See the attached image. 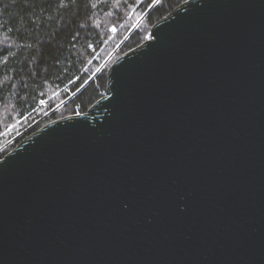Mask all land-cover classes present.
Returning a JSON list of instances; mask_svg holds the SVG:
<instances>
[{
	"label": "water",
	"instance_id": "1",
	"mask_svg": "<svg viewBox=\"0 0 264 264\" xmlns=\"http://www.w3.org/2000/svg\"><path fill=\"white\" fill-rule=\"evenodd\" d=\"M149 32L0 159V264H264V0Z\"/></svg>",
	"mask_w": 264,
	"mask_h": 264
},
{
	"label": "trees",
	"instance_id": "2",
	"mask_svg": "<svg viewBox=\"0 0 264 264\" xmlns=\"http://www.w3.org/2000/svg\"><path fill=\"white\" fill-rule=\"evenodd\" d=\"M184 1L0 0V148L85 113L112 62Z\"/></svg>",
	"mask_w": 264,
	"mask_h": 264
},
{
	"label": "rangeland",
	"instance_id": "3",
	"mask_svg": "<svg viewBox=\"0 0 264 264\" xmlns=\"http://www.w3.org/2000/svg\"><path fill=\"white\" fill-rule=\"evenodd\" d=\"M140 20H142V19L140 18ZM140 20L138 21L137 25L140 23ZM149 38H150V33H149V37H148V39H149ZM18 136H20V135H18ZM18 136H17V137H14V138L11 139L9 142H7L6 145L2 146V147L0 148V151L6 150V149H11V147H9V146L15 141V139L18 138ZM5 147H6V148H5ZM13 149H14V148H13ZM13 149H11V150H13ZM11 150H9V152H10Z\"/></svg>",
	"mask_w": 264,
	"mask_h": 264
}]
</instances>
